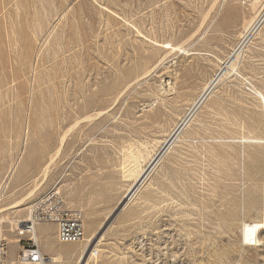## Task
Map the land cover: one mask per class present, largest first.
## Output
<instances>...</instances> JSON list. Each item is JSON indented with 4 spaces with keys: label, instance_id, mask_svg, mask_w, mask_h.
<instances>
[{
    "label": "rangeland",
    "instance_id": "374dc122",
    "mask_svg": "<svg viewBox=\"0 0 264 264\" xmlns=\"http://www.w3.org/2000/svg\"><path fill=\"white\" fill-rule=\"evenodd\" d=\"M253 5L0 0L7 264H20L12 227L55 187L83 211L85 238L61 243L44 224L37 234L46 262L56 255L62 264H84L92 236L99 253L88 264H264V228L257 245L245 244L242 231V222L264 214V103L256 91L264 95V22L246 39L239 74L221 77L116 214L136 177L128 156L148 166L239 45L263 6ZM31 190L23 205L5 210Z\"/></svg>",
    "mask_w": 264,
    "mask_h": 264
},
{
    "label": "built area",
    "instance_id": "2783aa9c",
    "mask_svg": "<svg viewBox=\"0 0 264 264\" xmlns=\"http://www.w3.org/2000/svg\"><path fill=\"white\" fill-rule=\"evenodd\" d=\"M242 3L263 4L260 18L264 22V0H242ZM7 189L8 181L4 180L0 185V202L5 198ZM3 221L0 218V264H7V240L1 233ZM41 223L55 224L56 237L61 243H77L85 238L83 211L68 206L59 188H52L33 203L27 218L18 220L15 228L12 227L20 237L21 249L16 256L18 263L45 264L47 258L43 255L37 234Z\"/></svg>",
    "mask_w": 264,
    "mask_h": 264
},
{
    "label": "bare ground",
    "instance_id": "6f19581e",
    "mask_svg": "<svg viewBox=\"0 0 264 264\" xmlns=\"http://www.w3.org/2000/svg\"><path fill=\"white\" fill-rule=\"evenodd\" d=\"M258 3H255L256 6ZM253 5V3H252ZM254 6V5H253ZM253 6L251 7L253 9ZM261 6V5H260ZM263 7V6H262ZM255 8V7H254ZM257 8V7H256ZM260 10V9H259ZM254 11V10H253ZM251 12V11H250ZM256 15L255 17H253L250 21H248L245 24L244 27V31L242 32V39L239 43V45L233 50V52L230 54V56L228 57V59L225 61L224 65L220 68V70L216 73L215 76H213L210 80H208V82L205 84V86L203 87V90L200 94V96L194 100L191 105V107H189V112L188 114L181 120V122L177 125V127L173 130V132L169 135L168 138H165V141L162 145V147L160 148V150L158 152H156L152 157L151 160L148 164L147 167L142 168L141 164L139 165H133L134 162L137 160V155L136 154H131L129 157V162L131 164V166L129 167V170H133L136 173V177H135V181L132 183V185L129 187L127 194H125L124 200H123V207L127 206L137 195L138 191L140 190V188L143 187V184L145 183L146 179L149 177V175L151 174V172L154 170V168L156 167V165L159 163V160L161 159V157L164 155V153L170 149V146L172 145V143L174 142L175 139H177L179 133L181 132V130L187 125L188 120L191 116V114L193 113V111L202 103H204V101L206 100V98L208 97V95H210L211 91L213 90V88L215 87V85L217 84V82L221 79L222 76H224V74L226 72H228L229 70L239 74L238 68L236 66V61L239 59V56L243 50V46L246 42V39L251 36L252 34H254L259 27L263 24V19L260 18V13L261 10L255 11ZM254 13V14H255ZM259 17V19H258ZM256 24L258 26H256ZM261 24V25H260ZM243 30V29H242ZM178 47V46H177ZM180 48V46H179ZM176 49V48H175ZM220 61V60H219ZM221 62V61H220ZM257 94H259L263 100L264 103V95L258 91V89L256 90ZM259 96V97H260ZM97 112V111H96ZM95 112V113H96ZM90 113V112H89ZM102 112L99 111L98 115H101ZM96 116V117H97ZM86 117H90L91 116H86ZM95 117V116H94ZM95 117V118H96ZM93 119V118H92ZM90 120V119H89ZM191 120V119H190ZM79 121V120H77ZM79 122L75 123V125H77ZM247 139V138H246ZM251 139V138H250ZM248 139V140H250ZM261 139V137H260ZM65 140V136L62 138L61 140V144L58 147V152L61 149V147L63 146ZM258 140V139H256ZM255 140V141H256ZM259 141V140H258ZM262 141V140H261ZM253 142V141H252ZM257 143V142H256ZM264 144V142H262ZM132 150V149H131ZM129 151V150H128ZM131 152V151H130ZM127 156V154H126ZM53 158V157H52ZM127 160V159H126ZM53 162V159L46 165L44 171H43V177L47 175V168L49 167V165ZM138 162V161H137ZM133 163V164H132ZM140 163V162H139ZM24 165V164H23ZM136 168V169H134ZM132 171V172H133ZM35 190H31L28 195H26L24 198L20 199L19 201H16V204H13L12 206H10L9 208H5L6 209H10V208H19L21 205H23L24 201L27 200L28 198H30L33 194H34ZM263 200V199H262ZM249 203V202H248ZM250 205V204H249ZM24 208V207H23ZM1 210V209H0ZM22 210V208H21ZM23 213V211H22ZM243 223V239L245 244L247 245H257L261 242L258 236L259 231L264 228V214L263 217L260 221H253V222H242ZM39 233V232H38ZM97 237V236H96ZM96 239V238H95ZM86 241L88 243H91V248L89 251L88 256L86 257V261L84 264H88L90 261H93L94 263L97 262L98 259V253L99 250L97 248L96 245V241L93 242V237L92 236H88L86 238ZM53 243V242H52ZM79 243V242H78ZM76 243V244H78ZM87 243V244H88ZM45 244V243H44ZM54 244V243H53ZM15 245V244H14ZM43 245V244H42ZM72 245V244H71ZM44 246V245H43ZM74 246H76L74 244ZM15 247V246H14ZM49 247V245L47 246ZM57 248V247H56ZM63 248V247H62ZM49 249V248H48ZM72 249V248H71ZM13 250V249H12ZM50 250V249H49ZM55 250V249H54ZM14 251V250H13ZM12 251V252H13ZM48 252V251H47ZM12 254V253H11ZM48 261L52 264H62V258L59 256H52L48 259ZM48 261H45V264L48 263ZM84 262V261H83Z\"/></svg>",
    "mask_w": 264,
    "mask_h": 264
},
{
    "label": "crops",
    "instance_id": "0c3cea01",
    "mask_svg": "<svg viewBox=\"0 0 264 264\" xmlns=\"http://www.w3.org/2000/svg\"><path fill=\"white\" fill-rule=\"evenodd\" d=\"M44 224H50L52 226V236L56 238V225L55 224H52V223H41V224L38 225L37 230L40 231L41 227Z\"/></svg>",
    "mask_w": 264,
    "mask_h": 264
},
{
    "label": "water",
    "instance_id": "95a60500",
    "mask_svg": "<svg viewBox=\"0 0 264 264\" xmlns=\"http://www.w3.org/2000/svg\"><path fill=\"white\" fill-rule=\"evenodd\" d=\"M122 207H123V205L121 207H119V209L117 210L116 214L121 210Z\"/></svg>",
    "mask_w": 264,
    "mask_h": 264
}]
</instances>
